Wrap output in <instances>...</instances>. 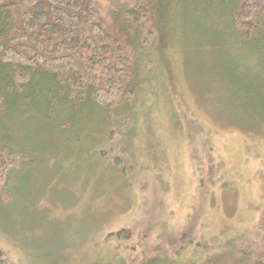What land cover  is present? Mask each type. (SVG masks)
Segmentation results:
<instances>
[{
    "label": "rangeland",
    "instance_id": "rangeland-1",
    "mask_svg": "<svg viewBox=\"0 0 264 264\" xmlns=\"http://www.w3.org/2000/svg\"><path fill=\"white\" fill-rule=\"evenodd\" d=\"M180 11L174 51L147 65L142 120L126 121L125 110L111 118L133 126L122 129L124 147H105L104 134L79 126L74 136L39 121L13 131L24 143L22 171L0 208L11 263L185 264L193 256L206 264L219 256L213 264H232L230 254L254 251L256 231L244 232L264 211V69L235 61L242 54L228 47L216 16ZM207 41L214 50L202 47ZM118 229L128 234L115 242L108 236ZM213 241L242 247L222 252Z\"/></svg>",
    "mask_w": 264,
    "mask_h": 264
},
{
    "label": "trees",
    "instance_id": "trees-1",
    "mask_svg": "<svg viewBox=\"0 0 264 264\" xmlns=\"http://www.w3.org/2000/svg\"><path fill=\"white\" fill-rule=\"evenodd\" d=\"M177 10L195 17L202 10L208 17L216 16L228 36V47L242 54L235 61L244 69L247 65L264 69V0H0V208L14 199L17 190L24 157L12 136L24 123L70 129L73 136L83 130L96 132L104 134L105 147L125 146L119 140L129 124L111 118L117 119L121 109L127 111L126 121L135 116L142 120L139 115L150 93L147 65L160 53L174 51ZM202 47L214 50L208 41ZM259 81L264 85V74ZM140 96L141 105L136 104ZM117 170L128 177L121 166ZM247 231L257 233L248 237L256 253L242 248L241 258L230 254L232 264H264V211L259 223ZM110 234L116 242L128 231ZM211 244L204 243L203 255ZM214 244L230 253L231 245L242 247L230 241ZM7 255L0 246V264H13ZM214 259L205 262L213 264ZM194 262L192 256L185 264ZM164 264L179 263L171 258Z\"/></svg>",
    "mask_w": 264,
    "mask_h": 264
},
{
    "label": "bare ground",
    "instance_id": "bare-ground-1",
    "mask_svg": "<svg viewBox=\"0 0 264 264\" xmlns=\"http://www.w3.org/2000/svg\"><path fill=\"white\" fill-rule=\"evenodd\" d=\"M175 61V60H174ZM176 62V61H175ZM176 64V63H175ZM173 69V68H172ZM159 96V95H158ZM116 108V107H115ZM119 108V107H118ZM117 110H119V109H117ZM121 110V109H120ZM16 111V110H15ZM14 113V112H13ZM4 117H6V116H4ZM2 120V119H1ZM2 122V121H1ZM24 144V143H23ZM23 144H22V146H23ZM26 145V144H25ZM27 147H29V146H27ZM27 153H28V151H27ZM20 171V170H19ZM22 171V170H21ZM24 172V171H23ZM19 174H21V173H19ZM16 181V180H15ZM18 186V185H17Z\"/></svg>",
    "mask_w": 264,
    "mask_h": 264
}]
</instances>
